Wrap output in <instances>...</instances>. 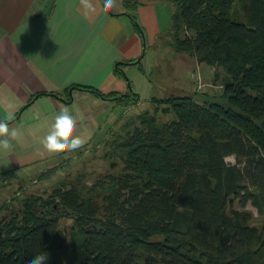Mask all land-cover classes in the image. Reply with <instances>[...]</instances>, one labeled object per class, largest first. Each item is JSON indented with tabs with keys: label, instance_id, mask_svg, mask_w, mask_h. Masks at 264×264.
<instances>
[{
	"label": "trees",
	"instance_id": "trees-1",
	"mask_svg": "<svg viewBox=\"0 0 264 264\" xmlns=\"http://www.w3.org/2000/svg\"><path fill=\"white\" fill-rule=\"evenodd\" d=\"M164 1L172 8L168 43L221 69L229 78L222 91L167 98L174 117L166 122L149 110L137 115L115 143L118 172L26 197L0 218V264H28L41 251L47 264H69L63 218L82 249L78 264H264V223L250 224L244 210L249 204L264 217V0H244L243 19L233 15L234 0ZM77 88L137 102L134 92Z\"/></svg>",
	"mask_w": 264,
	"mask_h": 264
},
{
	"label": "crops",
	"instance_id": "crops-1",
	"mask_svg": "<svg viewBox=\"0 0 264 264\" xmlns=\"http://www.w3.org/2000/svg\"><path fill=\"white\" fill-rule=\"evenodd\" d=\"M123 1L115 0V7L105 10L103 0H91L95 11L86 12L80 0H0V120L13 112L16 119L10 126L21 132L10 150L0 151V177H16L71 153L49 154L41 144L62 108L77 120L74 135L84 140L81 148L119 118L117 109L124 106L78 86L104 94L134 92L137 104L159 95L148 78L151 64L146 69L149 60H142L151 43L169 40L171 22L165 17L161 24L160 17V6L166 7L153 0L125 7ZM178 54L180 60L186 56ZM140 57L136 68L145 95L135 89V78H124Z\"/></svg>",
	"mask_w": 264,
	"mask_h": 264
},
{
	"label": "rangeland",
	"instance_id": "rangeland-1",
	"mask_svg": "<svg viewBox=\"0 0 264 264\" xmlns=\"http://www.w3.org/2000/svg\"><path fill=\"white\" fill-rule=\"evenodd\" d=\"M153 1L166 7L165 9L160 6L161 24L165 21V17H168V22H170L171 5L164 0ZM244 4V0H234L233 15L238 19L244 18ZM180 57L178 52H175L168 43L167 38L159 39L153 45L151 43L147 50L146 59L142 61L145 63L146 60H149L146 66V69H148L151 64L148 78L155 84L152 91L159 95L152 97L150 102L142 101L137 104L130 99L125 103L122 102L123 104H119L124 106L123 110L117 109L119 118L111 123L109 128L102 132L94 142L83 148L64 155L51 157L36 164L28 172L22 171L16 177H0V218L8 213L17 211L22 201L29 195L46 196L62 182L73 184L79 182V185L83 184L85 187H89L100 177L121 170V160L115 156L117 149L115 143L125 137L126 133L131 131L134 125L138 124L136 116L144 110H149L151 114H154L157 121L166 122L174 117L172 113L166 111L169 106L167 98L190 93H195L197 96L201 93L212 95L222 91L224 80L229 78L221 69L216 70L204 63H199L198 65L190 59L193 57L188 55L184 56L183 60H180ZM141 62L134 68L127 70L124 78H127V76L135 78V89L145 95L147 90H142L143 85L141 84L143 83L140 82L143 81L142 73L141 71L138 73L136 68L141 66ZM215 72H217V78H214ZM136 78L139 80L137 81ZM130 87L132 88L131 83ZM131 97L136 98V96ZM153 109H157V112L153 113ZM226 161L234 163V156L226 157ZM234 207L240 208L237 203L234 204ZM244 210L251 214L250 224L260 227L264 223V217L258 216L255 208L251 205L248 204ZM59 227L60 230L67 234L69 239V264H78V260L83 253L78 237L75 234L72 220L69 218L61 219Z\"/></svg>",
	"mask_w": 264,
	"mask_h": 264
},
{
	"label": "clouds",
	"instance_id": "clouds-1",
	"mask_svg": "<svg viewBox=\"0 0 264 264\" xmlns=\"http://www.w3.org/2000/svg\"><path fill=\"white\" fill-rule=\"evenodd\" d=\"M81 5L86 12H94L95 7L91 0H80ZM115 7V0H104V9L110 10ZM16 116L9 112L6 119L0 120V151H8L12 148V141L18 140L21 132L16 127H11L10 122L14 121ZM77 127V120L65 107L54 117V122L50 130L41 140L43 149L49 154L73 152L81 148L84 140L74 135ZM49 255L41 251L31 257L28 264H47Z\"/></svg>",
	"mask_w": 264,
	"mask_h": 264
},
{
	"label": "water",
	"instance_id": "water-1",
	"mask_svg": "<svg viewBox=\"0 0 264 264\" xmlns=\"http://www.w3.org/2000/svg\"><path fill=\"white\" fill-rule=\"evenodd\" d=\"M129 88H130V90H132L130 86H129Z\"/></svg>",
	"mask_w": 264,
	"mask_h": 264
}]
</instances>
